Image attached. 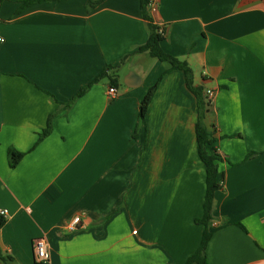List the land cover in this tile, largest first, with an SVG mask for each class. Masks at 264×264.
Here are the masks:
<instances>
[{
    "label": "crops",
    "instance_id": "obj_1",
    "mask_svg": "<svg viewBox=\"0 0 264 264\" xmlns=\"http://www.w3.org/2000/svg\"><path fill=\"white\" fill-rule=\"evenodd\" d=\"M26 1L0 0V264H185L204 231L198 121L220 173L208 263L264 264V0L149 4L161 49L215 92L205 112L183 70L136 52L141 0ZM108 66L117 94L105 77L72 102ZM41 236L48 263L34 260Z\"/></svg>",
    "mask_w": 264,
    "mask_h": 264
},
{
    "label": "trees",
    "instance_id": "obj_2",
    "mask_svg": "<svg viewBox=\"0 0 264 264\" xmlns=\"http://www.w3.org/2000/svg\"><path fill=\"white\" fill-rule=\"evenodd\" d=\"M33 1L37 0H28L27 3H31ZM104 0H89L88 6L89 9L94 8L96 5L100 4ZM150 0H141V13L142 17L147 21L148 29H149V38L147 42L139 47L136 52L139 53H146L152 58H156L160 61H168L172 65L171 69H181L184 71L186 75V83L188 88L196 95L198 101L200 102V107L203 105V100L205 98L203 97L204 94L202 93V90L200 87L194 86L192 83V73L191 70L188 68L186 62H181L177 58L165 53L161 47L160 42L163 39V34L161 33L162 28H160L158 25H156L149 14L148 6H149ZM114 67L108 66V68L104 71H102L99 76L94 79L89 85L86 87H83L76 97L72 99V102L80 97L93 83L98 82L100 79L108 77L110 80V84L112 86H117L118 84V78L117 76L109 75L108 72L112 71ZM161 77L156 82L154 86H152L145 96L143 97L141 104H140V118L144 120L148 107L152 101V98L155 95V91L157 90L159 86ZM71 103L67 104V108H70ZM205 104V103H204ZM207 105V104H205ZM207 107V108H206ZM204 106L203 110L204 112L208 110V105ZM202 110V109H201ZM203 114V112H202ZM54 118V114H51L48 119L47 127L43 130V132L40 134V137L38 139V143L46 137L52 128V120ZM215 131L210 130L208 127H206L201 121H198L196 124V138H197V147H198V154L200 159L205 165L206 170V192H205V198H204V204H203V216L200 219L196 220V223L204 226V231L202 235V239L200 242V245L198 249L186 260L185 264H209L207 260V246L208 242L210 241L212 237V233L209 230L210 224L214 220L213 216V208H214V199L215 194L220 188L219 183V170H218V157L214 154V139H215ZM24 156V153L18 152L13 148H10L8 151V161L11 168H14L17 166L19 161ZM223 176H221L222 180ZM6 223V220L4 216L0 215V229L4 226ZM239 227L244 228L241 224H237Z\"/></svg>",
    "mask_w": 264,
    "mask_h": 264
},
{
    "label": "built area",
    "instance_id": "obj_3",
    "mask_svg": "<svg viewBox=\"0 0 264 264\" xmlns=\"http://www.w3.org/2000/svg\"><path fill=\"white\" fill-rule=\"evenodd\" d=\"M152 0H150V3L152 5ZM149 3V4H150ZM161 33L164 34L163 30H161ZM3 41V38L0 35V42ZM109 94L114 97L117 94V89L112 86L109 88ZM214 96L215 92L212 89H207L204 93V98L206 101V104L211 107L214 104ZM7 214V210H1L0 215L5 216ZM81 223L80 217H75L69 225V230L71 232H75L78 230V226ZM33 249H34V260L36 263H48L50 261V249L48 241L45 237L41 236L34 240L33 243Z\"/></svg>",
    "mask_w": 264,
    "mask_h": 264
},
{
    "label": "water",
    "instance_id": "obj_4",
    "mask_svg": "<svg viewBox=\"0 0 264 264\" xmlns=\"http://www.w3.org/2000/svg\"><path fill=\"white\" fill-rule=\"evenodd\" d=\"M125 84H126L127 86H129V87L131 86L128 82H125Z\"/></svg>",
    "mask_w": 264,
    "mask_h": 264
},
{
    "label": "rangeland",
    "instance_id": "obj_5",
    "mask_svg": "<svg viewBox=\"0 0 264 264\" xmlns=\"http://www.w3.org/2000/svg\"><path fill=\"white\" fill-rule=\"evenodd\" d=\"M121 84V83H120Z\"/></svg>",
    "mask_w": 264,
    "mask_h": 264
}]
</instances>
